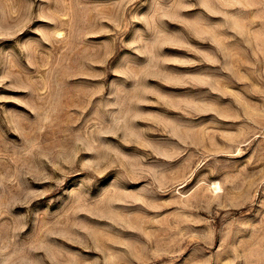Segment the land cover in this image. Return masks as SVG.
I'll use <instances>...</instances> for the list:
<instances>
[{"label": "rangeland", "instance_id": "obj_1", "mask_svg": "<svg viewBox=\"0 0 264 264\" xmlns=\"http://www.w3.org/2000/svg\"><path fill=\"white\" fill-rule=\"evenodd\" d=\"M0 264H264V0H0Z\"/></svg>", "mask_w": 264, "mask_h": 264}]
</instances>
